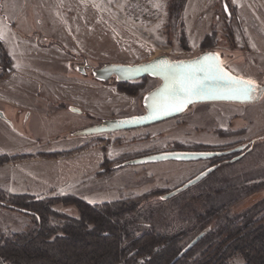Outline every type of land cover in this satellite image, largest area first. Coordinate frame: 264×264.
Returning a JSON list of instances; mask_svg holds the SVG:
<instances>
[{
  "label": "rangeland",
  "instance_id": "rangeland-1",
  "mask_svg": "<svg viewBox=\"0 0 264 264\" xmlns=\"http://www.w3.org/2000/svg\"><path fill=\"white\" fill-rule=\"evenodd\" d=\"M192 1L185 13L182 12L183 28L179 23L177 29L170 28L169 0H93L96 14L100 17L94 20L83 5L80 9L75 6L64 12L61 28L88 29L87 32L73 34L77 36L79 45L91 56V59L77 56L78 65L88 63L91 67H97L100 63L132 64L163 54L172 59H181L204 51L219 50L223 64L232 73L264 83V66L253 63L260 57L258 48L264 50L261 38H256L264 36L263 29H241L236 8L232 6L234 16L230 17L228 9L227 12L224 10L223 1L221 3L218 0L211 6L212 18L202 11L204 2L202 7L200 5L203 0ZM44 4L45 7L49 5L47 2ZM43 12H39L40 19L44 16ZM3 18L0 14V29L2 24L7 25ZM200 21L203 24L198 26ZM211 27L214 37L202 46L204 38L212 33ZM226 27L232 32L231 43L225 37ZM180 29L186 32L188 50L179 45L177 37ZM62 32L63 39L68 40L64 30ZM248 43L254 45L250 47ZM45 60L37 56L15 58L12 61L13 72L6 77L11 74L15 76L0 83L1 93L9 94L16 103L26 106L22 111L20 108L24 107L14 108L10 102L0 103V110L12 125L10 129L0 119L3 125L0 124V154L30 156L0 165V188L7 193L27 194L37 200L49 199L54 204V210L70 216L75 214L72 204L77 200L98 204L154 194L161 198L218 159L135 166H120V163L176 147L225 150L257 139L250 145L247 154L240 156V162L231 167L234 171L241 166L255 168L247 171L248 178L241 181L242 184H226L222 185V189L226 193L240 186L254 188L259 184V190L239 203L236 211L254 204L264 196V141L258 140L264 137V93L253 104H193L179 117L152 126L74 136L75 131L100 119L141 113L143 109L139 96L150 85H157L158 82L136 80L128 86L119 85L114 89L113 83L100 85L94 82L89 70L82 74L74 65L70 70L65 62L45 63ZM34 63L42 69L51 65L53 72L62 78L36 76L27 68L35 66ZM68 75H73L79 81L78 86L66 79ZM29 77L37 80L32 81ZM86 81L93 85L96 83L98 87L86 88ZM69 107L79 109L80 114L69 111ZM83 145L85 148L82 150L70 155L62 154ZM40 154H53L54 157ZM219 163L221 173L226 166H223L222 160ZM219 172L208 178L214 182V188L209 190L222 191L218 187ZM205 184L204 187H208ZM65 201L70 203L64 204ZM28 220L23 214L0 208V228L3 230L18 231ZM206 245L205 241L195 245L189 251L191 256L198 255ZM233 259L236 264H241L238 256Z\"/></svg>",
  "mask_w": 264,
  "mask_h": 264
},
{
  "label": "trees",
  "instance_id": "trees-1",
  "mask_svg": "<svg viewBox=\"0 0 264 264\" xmlns=\"http://www.w3.org/2000/svg\"><path fill=\"white\" fill-rule=\"evenodd\" d=\"M186 1L169 0L171 29H177L178 23L183 28L181 17ZM221 1L226 4L230 17L234 16L228 0ZM211 29L202 46L214 37ZM225 32L231 43V30L226 27ZM177 38L182 49L188 50L184 29H180ZM213 51L221 56V51ZM11 72L12 59L0 41V79ZM109 83L116 81L111 78L104 82ZM153 87L150 85L143 91L139 100ZM258 140L264 141V138ZM83 148L85 145L62 154L70 155ZM39 156L54 157L53 154ZM28 157L0 154V165ZM240 160L222 163L226 166L224 171L219 172V165L207 177L169 199L154 194L98 204L77 200L72 204L75 210L72 216L54 210L49 199L9 194L0 188V208L16 211L29 219L18 231L0 228V264H169L205 228L208 232L197 244L205 241V248L194 257L188 252L173 264H236L233 259L236 256L241 264H264V196L236 211L239 203L259 190V184L254 188L240 186L226 193L222 189V185L242 184L248 178L247 171L255 168L231 169ZM217 172L221 175L218 187L222 191L209 190L214 188V182L208 178ZM192 189L194 192H190Z\"/></svg>",
  "mask_w": 264,
  "mask_h": 264
},
{
  "label": "water",
  "instance_id": "water-1",
  "mask_svg": "<svg viewBox=\"0 0 264 264\" xmlns=\"http://www.w3.org/2000/svg\"><path fill=\"white\" fill-rule=\"evenodd\" d=\"M223 7L227 12V7L224 3ZM208 55L218 57L216 63L220 68H223L224 73H227L228 76L241 78L243 80H249L232 73L227 67H225L222 62V57L215 51H204L193 57L181 59H172L170 56L163 54L155 56L148 60H143L132 64L116 62L105 63L102 66L91 70L92 77L98 82H104L113 77L117 82H130L142 78H152L158 83L157 85H155V87H153L143 95L141 99V106L143 111L141 113L126 115L122 117L105 118L97 123L91 124L82 129H79L78 131H75L73 135L91 136L148 127L165 120L173 119L183 114L193 104L226 102L248 105L256 103L261 99L264 93V84L253 81L255 85L254 89L247 95H239L229 92L227 90V86L223 81H216L209 78L205 83L203 91L195 95H185L181 97L182 99L188 101L183 105V107H161L160 109L154 107V105H156L157 103H160L161 105L165 103L163 92L166 87L172 88L178 84V81L169 78L168 73L163 70L167 67V65H184L186 68H198L203 58ZM85 67L86 65L78 66L77 71H80L82 74H84ZM200 78L205 79L203 73H200ZM68 109L71 112L80 114V110L75 107H69ZM0 119L5 122L10 129H12L10 121L6 118L1 110ZM246 146L247 144H243L226 151H163L124 161L123 163H121V166L146 165L150 163H160L166 161L181 163L204 161L213 159L215 157L225 156L234 152H239ZM216 167L217 166H211L204 169L191 179L187 180L181 186L170 191L169 193L162 195L161 199H169L174 195L182 192L183 190L195 185L206 176H208L213 170L216 169ZM207 232L208 228L200 231L178 252V254L169 264H173L182 256L187 254L203 239Z\"/></svg>",
  "mask_w": 264,
  "mask_h": 264
},
{
  "label": "crops",
  "instance_id": "crops-1",
  "mask_svg": "<svg viewBox=\"0 0 264 264\" xmlns=\"http://www.w3.org/2000/svg\"><path fill=\"white\" fill-rule=\"evenodd\" d=\"M190 1L192 0H187L183 13H185ZM193 1L196 2L202 0ZM45 2L50 6L48 5L45 7ZM203 2L204 6L202 11L208 13V17L212 18L213 10L211 9V6L215 5L218 0H203L200 7H202ZM229 3L236 8L241 29H258L259 27L263 29L262 33H264V0H229ZM81 5L84 6L85 11H90L94 20L96 17H100V15L96 14L93 0H0V14L7 21V25L2 24V29H0V40L4 43L7 53L12 61H14L15 58L24 59L37 56L38 58L43 57L44 59L49 60H45V63H50L52 61L65 62L69 69L72 70L73 65L79 62V59L72 54L91 59L89 52L79 45L77 36L75 37L73 35L75 33L78 34V32L81 31L87 32L88 29L61 28L64 12L74 9L75 6L80 9ZM40 11H44L42 19H40L39 16ZM202 24L203 22L200 21L197 25L201 26ZM98 25L101 27L99 23ZM244 26L246 28H244ZM47 29L50 30L46 31ZM63 30L68 40L63 39V35H61ZM46 32L49 35L48 37H46ZM245 38L246 37H244V39ZM256 38L257 40H260L261 38L264 47V36ZM58 39L61 41H58ZM48 41H57L61 43L68 52L63 51V49L57 45L47 46L46 44ZM252 45L254 44L251 43L250 45V43H248V46L251 47ZM257 51L259 52L260 57H257L256 62L253 60V63H258L260 66H264V50L261 51V48H258ZM34 64L35 66H29L27 68L36 76L48 79L62 78L61 75L53 72L51 65L47 69H42L36 67V63ZM14 76L15 75L11 74L0 80V83L7 78ZM29 78L32 81L37 80V78ZM66 79L72 83L75 82L77 86L79 84V81L73 75H68ZM93 84L94 83L92 82L89 83L86 81L85 87H98L96 83L95 85ZM4 102L12 103L14 108L24 107L20 108L22 111L26 108V106L16 103L9 94L0 92V103ZM0 124L2 125L1 120ZM16 133L19 132L17 131ZM19 136L21 137V135Z\"/></svg>",
  "mask_w": 264,
  "mask_h": 264
},
{
  "label": "snow or ice",
  "instance_id": "snow-or-ice-1",
  "mask_svg": "<svg viewBox=\"0 0 264 264\" xmlns=\"http://www.w3.org/2000/svg\"><path fill=\"white\" fill-rule=\"evenodd\" d=\"M158 6V5H157ZM218 57L208 55L203 58L198 68H186L184 65H167L164 71L168 73L169 78L178 81V84L172 88H165L163 96L165 103L154 105L157 109L175 107L181 108L188 102L182 99V96H191L204 90L206 81L210 78L216 81H223L227 90L234 94L247 95L255 85L253 81L243 80L241 78L228 76L216 63ZM200 73L204 74L205 79L200 78Z\"/></svg>",
  "mask_w": 264,
  "mask_h": 264
},
{
  "label": "flooded vegetation",
  "instance_id": "flooded-vegetation-1",
  "mask_svg": "<svg viewBox=\"0 0 264 264\" xmlns=\"http://www.w3.org/2000/svg\"><path fill=\"white\" fill-rule=\"evenodd\" d=\"M223 11V10H222ZM1 41V40H0ZM2 42V41H1ZM3 43V42H2ZM3 45H4V43H3ZM47 46L48 45H57L58 47H60L61 49H63V51H65V52H68L67 50H66V48H64L63 46H62V44L61 43H59V42H57V41H48V43L46 44ZM4 47H5V45H4ZM6 48V47H5ZM74 57H77V55H75V54H72ZM79 64V63H78ZM78 64H75L74 66H75V68L77 69V67L78 66H84V65H86V67H85V73L84 74H86V70H89V74H90V78L94 81V82H96L97 84H100V85H104V82H98V81H96L93 77H92V75H91V70L92 69H94V68H98V67H100V66H102L103 64H105V63H100L99 64V66H97V67H91L88 63H83L82 65H78ZM12 73V72H11ZM113 78V77H112ZM111 79V78H110ZM143 79H146V80H148L147 78H142V79H138V80H143ZM108 81V80H107ZM134 81H136V80H134ZM134 81H130V82H117L116 81V83L114 84V89H117L118 88V86L119 85H123V86H128L129 84H132V82H134ZM142 107V106H141ZM185 113V112H184ZM182 115V114H181ZM180 116V115H179ZM179 116H177V117H179ZM119 117H122V116H119ZM177 117H175V118H177ZM113 118V117H112ZM105 119V118H104ZM174 119V118H173ZM102 119H100L99 121H101ZM169 120H171V119H169ZM98 121V122H99ZM165 121H168V120H165ZM162 122H164V121H162ZM162 122H160V123H162ZM157 124H159V123H157ZM155 125V124H154ZM152 126V125H151ZM139 129V128H138ZM255 141H257V139L256 140H251V141H249V142H247V143H243V144H247V146L243 149V150H241V151H239V152H234V153H231V154H228V155H225V156H221V157H215V158H213V159H218L216 162H214V163H212L211 165H209L208 167H211V166H217L216 167V169L219 167V165H220V161L222 160V163H225V162H230V161H234V160H236V159H238V158H240V156L242 155V152L243 151H248L249 149H250V145H252ZM243 144H241V145H243ZM240 146V145H239ZM237 147V146H236ZM233 148H235V147H233ZM233 148H229V149H225V150H207V148H194V149H185V148H179V147H176V148H174V149H172V150H163V151H226V150H230V149H233ZM163 151H158V152H163ZM158 152H152V153H158ZM152 153H148V154H152ZM147 155V154H146ZM142 156H145V155H142ZM140 157V156H139ZM134 158H136V157H134ZM234 159V160H233ZM210 160H212V159H210ZM127 161V160H126ZM204 161H209V160H204ZM124 162V161H123ZM123 162H121V163H123ZM166 162H168V161H166ZM169 162H171V161H169ZM121 163H120V166H121ZM160 163H162V162H160ZM177 163H180V162H177ZM208 167H206V168H208ZM205 168V169H206ZM215 169V170H216ZM204 170V169H203ZM214 171V170H213ZM207 177V176H206ZM185 183V182H184ZM183 183V184H184ZM181 186V185H180Z\"/></svg>",
  "mask_w": 264,
  "mask_h": 264
}]
</instances>
